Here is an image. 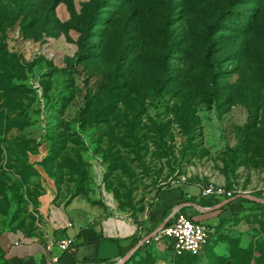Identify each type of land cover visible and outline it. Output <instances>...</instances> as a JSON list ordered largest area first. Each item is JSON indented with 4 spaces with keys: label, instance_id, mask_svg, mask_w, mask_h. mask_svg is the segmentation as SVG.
Returning a JSON list of instances; mask_svg holds the SVG:
<instances>
[{
    "label": "rangeland",
    "instance_id": "374dc122",
    "mask_svg": "<svg viewBox=\"0 0 264 264\" xmlns=\"http://www.w3.org/2000/svg\"><path fill=\"white\" fill-rule=\"evenodd\" d=\"M0 44L23 86V126L0 143V251L40 226L37 166L58 201L100 205L97 161L129 216L176 182L264 200V0H0ZM203 223L199 255L155 241L118 264H264L263 205Z\"/></svg>",
    "mask_w": 264,
    "mask_h": 264
},
{
    "label": "crops",
    "instance_id": "0c3cea01",
    "mask_svg": "<svg viewBox=\"0 0 264 264\" xmlns=\"http://www.w3.org/2000/svg\"><path fill=\"white\" fill-rule=\"evenodd\" d=\"M36 169L43 178L44 187L37 206L40 226L31 232L4 231L0 264H47L50 255L63 262H109L133 251L135 245L162 224L177 206H181L180 210L187 216L203 223L208 219H227L245 202L220 204L227 199L223 198L212 203L199 196L200 186L176 182L161 190L151 200L148 209L129 216L119 213L111 197L99 191L102 172L97 161L93 160L88 166L89 201L96 200L101 202L100 205L78 196L66 202L58 201L53 181L45 177L39 166ZM235 206L238 209H234ZM64 236L72 239L73 252L61 251L55 244L45 252V244Z\"/></svg>",
    "mask_w": 264,
    "mask_h": 264
},
{
    "label": "built area",
    "instance_id": "2783aa9c",
    "mask_svg": "<svg viewBox=\"0 0 264 264\" xmlns=\"http://www.w3.org/2000/svg\"><path fill=\"white\" fill-rule=\"evenodd\" d=\"M239 195V191L225 187L223 184H207L200 188L199 196L209 198L212 203H217L219 199ZM264 198V195H263ZM181 206H177L167 215V223L161 227L155 228L151 233L144 236L136 245L135 248L141 245L150 244L155 241H163L168 248L171 256L176 257L183 254L199 255L203 252L211 233L210 226L201 223L187 216L180 210ZM55 244L61 251L73 252V242L70 237L64 236L49 241L44 246L45 252L49 247ZM129 254L123 257H116L109 262H94L73 260L63 262L55 255L48 257L47 264H118Z\"/></svg>",
    "mask_w": 264,
    "mask_h": 264
},
{
    "label": "trees",
    "instance_id": "16d2710c",
    "mask_svg": "<svg viewBox=\"0 0 264 264\" xmlns=\"http://www.w3.org/2000/svg\"><path fill=\"white\" fill-rule=\"evenodd\" d=\"M10 59L11 58L9 54L1 47L0 44V136H1L0 143L5 142L2 136H4V133L7 132L10 126H19V127L23 126V111L19 108V106L22 105L20 103V100L21 97H23V86L21 83H16L13 81V78L17 75V73H15L16 70L12 69V63ZM16 147L20 149L22 148V153H23V142L22 144L20 143L16 144ZM243 201H249L264 206V203L255 202L254 200L246 199L240 196L234 198L232 201L228 203H233V202L240 203ZM167 222L168 220L165 221V223ZM139 247L140 246L136 247L133 251H135ZM133 251L130 254H132ZM191 256H196V255L183 254L176 257H191Z\"/></svg>",
    "mask_w": 264,
    "mask_h": 264
},
{
    "label": "water",
    "instance_id": "95a60500",
    "mask_svg": "<svg viewBox=\"0 0 264 264\" xmlns=\"http://www.w3.org/2000/svg\"><path fill=\"white\" fill-rule=\"evenodd\" d=\"M236 197H238V195H236V196H232V197H229V198H227V199H225L224 201H222L220 204H223V203H225V202H229V201H231V200H233L234 198H236ZM248 198H251V200H254V201H260L261 203H264V200L263 199H257V198H254V197H252V196H248ZM167 220V217H166V219L164 220V222L162 223V224H160L158 227H161L164 223H165V221ZM132 251V250H131ZM131 251H129V253L128 254H130V252Z\"/></svg>",
    "mask_w": 264,
    "mask_h": 264
}]
</instances>
